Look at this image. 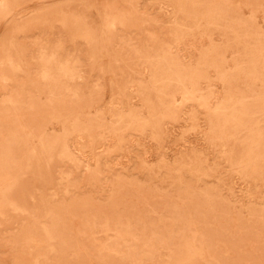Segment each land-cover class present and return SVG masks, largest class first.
<instances>
[{
  "label": "rangeland",
  "instance_id": "1",
  "mask_svg": "<svg viewBox=\"0 0 264 264\" xmlns=\"http://www.w3.org/2000/svg\"><path fill=\"white\" fill-rule=\"evenodd\" d=\"M0 264H264V0H0Z\"/></svg>",
  "mask_w": 264,
  "mask_h": 264
},
{
  "label": "bare ground",
  "instance_id": "2",
  "mask_svg": "<svg viewBox=\"0 0 264 264\" xmlns=\"http://www.w3.org/2000/svg\"><path fill=\"white\" fill-rule=\"evenodd\" d=\"M228 3V2H227ZM196 80V79H195ZM192 83V82H191ZM193 85V84H192ZM193 87H194V85H193ZM193 96V95H192ZM186 102V101H185ZM180 104V103H179ZM238 118H239V116H237ZM237 118V119H238ZM246 118V117H245ZM243 119V118H242ZM233 120V119H232ZM239 121H240V119H238ZM244 120V119H243ZM233 122H235V121H233ZM241 122V121H240ZM235 123H238V122H235ZM241 124V123H240ZM236 125V124H235ZM235 125H234V127H235ZM238 125V124H237ZM236 125V126H237ZM242 125V124H241ZM241 125H239L240 127H241ZM230 135V134H229ZM233 135V134H232ZM227 136V135H226ZM47 233V232H46ZM148 257V256H147Z\"/></svg>",
  "mask_w": 264,
  "mask_h": 264
}]
</instances>
